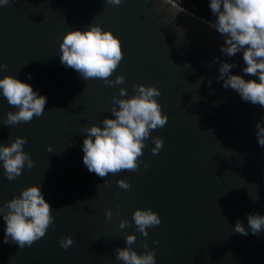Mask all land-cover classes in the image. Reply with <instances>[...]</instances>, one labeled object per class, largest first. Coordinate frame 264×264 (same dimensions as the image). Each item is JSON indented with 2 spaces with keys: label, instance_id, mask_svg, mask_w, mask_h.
I'll return each mask as SVG.
<instances>
[{
  "label": "water",
  "instance_id": "1",
  "mask_svg": "<svg viewBox=\"0 0 264 264\" xmlns=\"http://www.w3.org/2000/svg\"><path fill=\"white\" fill-rule=\"evenodd\" d=\"M93 23L120 37L124 57L110 79L123 75L125 83L85 81L61 65L66 32ZM211 23L166 0H125L119 6L105 0H13L0 7V64L7 65L0 78L15 75L48 98L43 115L7 126L6 115L16 108L0 96V143L26 137L24 150L35 161L15 180L4 176L0 162V206L38 184L54 216L45 236L22 249L4 242L0 217V264H123L114 250L126 247L131 233L137 235L131 247L142 253L148 244L157 264H264V231L234 230L237 221L248 227V214H264V147L255 127L264 120V107L222 86L220 63H235L232 72L241 75L245 65L242 53L222 55V36ZM138 84L161 90L157 99L169 120L146 138L136 170L99 177L83 163L85 128L111 116L120 88L132 96ZM154 137L164 141L158 153L152 152ZM120 179L131 187L121 188ZM137 208H151L162 218L147 237L132 221ZM122 220L130 221L123 230ZM66 236L74 243L64 249L60 241Z\"/></svg>",
  "mask_w": 264,
  "mask_h": 264
},
{
  "label": "clouds",
  "instance_id": "2",
  "mask_svg": "<svg viewBox=\"0 0 264 264\" xmlns=\"http://www.w3.org/2000/svg\"><path fill=\"white\" fill-rule=\"evenodd\" d=\"M13 0H0V7L9 5ZM125 0H105L113 6L123 4ZM208 8L214 17L210 27L221 34L223 43L220 46L222 55L234 57L242 53L244 67L241 74H234L235 63L222 62L219 67V80L225 89L231 88L239 94L244 102L264 107V0H207ZM60 63L62 66L78 72L81 79L103 80L105 85L125 83L123 75L110 79L124 57L121 39L111 29L105 30L99 24H91L84 29H70L60 43ZM219 61V58H217ZM0 64V69H6ZM245 75L255 77L245 79ZM29 79L31 75L29 74ZM211 81H209V86ZM199 85H197L198 87ZM132 96L126 88H120L118 95L112 98L111 116L102 119L100 124H92L85 128V139L82 143L83 163L89 172L99 177L121 170H136L142 161L146 147V138L152 130L163 127L169 116L162 110L158 101L162 93L155 85L138 84L133 86ZM0 96L16 110L9 111L3 124L7 126L20 122H30L34 116H41L46 110L48 98L40 94L38 89L15 75L0 78ZM258 144L264 147V120L256 124ZM152 152L158 153L164 141L154 137ZM27 138L17 136L11 143H0V162L4 176L15 180L20 176L25 165L31 169L35 161L30 153L24 150ZM52 152V148H48ZM147 167V165H145ZM105 186L108 182L105 180ZM117 184L127 190L130 183L124 179ZM99 189V186H98ZM258 199V196H254ZM53 208L45 199L41 186L33 184L22 190L19 196L5 201L0 206V217L5 222L4 242L17 244L21 249L31 246L33 242L44 237L54 221ZM111 210L106 217L111 218ZM132 221L136 231L147 237L148 228L161 224V216L151 208H137L133 212ZM248 227L237 221L235 232L247 235L249 229L253 235L264 231V214L250 213L247 216ZM130 226V221L122 220L121 230ZM137 240L135 233L125 237L126 247L114 250L115 259L123 264H157L155 249L138 253L131 245ZM71 236L60 241L64 249L73 245ZM154 243H158L155 241Z\"/></svg>",
  "mask_w": 264,
  "mask_h": 264
},
{
  "label": "trees",
  "instance_id": "3",
  "mask_svg": "<svg viewBox=\"0 0 264 264\" xmlns=\"http://www.w3.org/2000/svg\"><path fill=\"white\" fill-rule=\"evenodd\" d=\"M191 6V11L195 12L197 16L210 20H214L208 8L207 0H188Z\"/></svg>",
  "mask_w": 264,
  "mask_h": 264
},
{
  "label": "built area",
  "instance_id": "4",
  "mask_svg": "<svg viewBox=\"0 0 264 264\" xmlns=\"http://www.w3.org/2000/svg\"><path fill=\"white\" fill-rule=\"evenodd\" d=\"M166 1L171 3L174 6L178 7L179 9L185 11V12H188V13H191L193 15H196L195 12L191 11V6H190L188 0H166Z\"/></svg>",
  "mask_w": 264,
  "mask_h": 264
}]
</instances>
